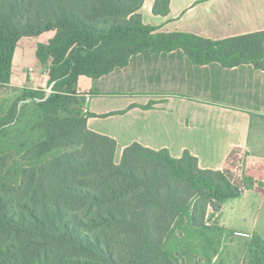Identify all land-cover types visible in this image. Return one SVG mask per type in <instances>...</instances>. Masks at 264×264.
<instances>
[{
	"label": "trees",
	"instance_id": "trees-1",
	"mask_svg": "<svg viewBox=\"0 0 264 264\" xmlns=\"http://www.w3.org/2000/svg\"><path fill=\"white\" fill-rule=\"evenodd\" d=\"M144 2L0 0V86L11 85L21 39L54 34L36 49L53 92L26 89L22 98L38 102L35 129L43 133L23 160L61 150L25 168L17 184L6 177L11 154L0 153V264H199L198 257L216 263L221 237L231 231L206 217L220 215L246 189L226 177L230 170H202L189 152L175 159L134 143L117 165V142L88 129L94 116L83 112L76 87L80 78L98 79L147 50H182L199 66L264 71V31L218 41L159 33L143 23ZM169 9L170 0H156L153 12L167 16ZM179 227L188 237L172 250L167 242ZM244 264H264L261 237L251 238Z\"/></svg>",
	"mask_w": 264,
	"mask_h": 264
},
{
	"label": "crops",
	"instance_id": "crops-1",
	"mask_svg": "<svg viewBox=\"0 0 264 264\" xmlns=\"http://www.w3.org/2000/svg\"><path fill=\"white\" fill-rule=\"evenodd\" d=\"M155 1L145 0L140 13L159 33L218 41L264 31V0H170L167 16L154 14ZM50 34L23 38L18 46L35 50ZM21 68L13 60L10 86L23 85ZM75 96L83 112L94 116L88 129L117 142V165L124 150L138 143L175 159L189 152L202 170H230L251 180L241 197L223 204L219 221L233 231L249 212L254 223L251 235H244L264 240V71L249 64L199 66L182 50H147L98 79L80 78Z\"/></svg>",
	"mask_w": 264,
	"mask_h": 264
},
{
	"label": "rangeland",
	"instance_id": "rangeland-1",
	"mask_svg": "<svg viewBox=\"0 0 264 264\" xmlns=\"http://www.w3.org/2000/svg\"><path fill=\"white\" fill-rule=\"evenodd\" d=\"M51 35L50 33L46 34V36ZM42 40H45V37ZM19 47L21 51L17 58L15 55L14 66L16 68L18 63L21 62L22 73L20 75L24 78H21L23 85L0 86V153L11 154L6 177L8 182L12 184L19 183L22 171L25 168L38 166L61 153V150L55 151L46 155L44 159H37L33 162H25L23 160V155L27 150L43 136L40 130L35 129L42 119L41 111L37 106L38 102L22 100L23 95L26 89L45 92L50 95L53 92V86L50 85V75L44 72L45 66L41 65L37 59L36 49L34 50L33 46H30L24 52L25 48L21 43ZM225 175L235 184L240 185L244 189H249V182L243 179L239 173L231 172ZM206 218L208 219V224L220 225L219 215L216 213L210 212ZM252 221L253 219H251L248 212L246 221L243 224H239L238 229L231 230V232L221 237V251L214 260L215 264H244L248 246L253 237H248L244 233L251 235L249 229L254 223ZM237 230L243 231V234L237 233V235H233V232ZM172 233L167 245L172 250L179 249L186 242L188 233L184 230V227L175 228ZM196 262L207 264L206 259L202 257L196 258Z\"/></svg>",
	"mask_w": 264,
	"mask_h": 264
},
{
	"label": "built area",
	"instance_id": "built-area-1",
	"mask_svg": "<svg viewBox=\"0 0 264 264\" xmlns=\"http://www.w3.org/2000/svg\"><path fill=\"white\" fill-rule=\"evenodd\" d=\"M32 70H33V69H32ZM44 72H45V74L49 75L50 70L48 69V70H45Z\"/></svg>",
	"mask_w": 264,
	"mask_h": 264
}]
</instances>
